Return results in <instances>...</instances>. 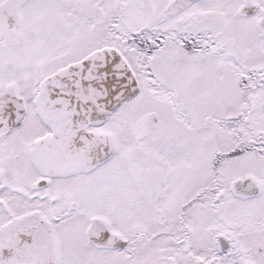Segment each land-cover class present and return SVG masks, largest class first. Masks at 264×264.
I'll return each mask as SVG.
<instances>
[{"label":"snow or ice","instance_id":"snow-or-ice-1","mask_svg":"<svg viewBox=\"0 0 264 264\" xmlns=\"http://www.w3.org/2000/svg\"><path fill=\"white\" fill-rule=\"evenodd\" d=\"M0 264H264V0H0Z\"/></svg>","mask_w":264,"mask_h":264}]
</instances>
